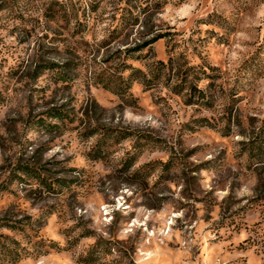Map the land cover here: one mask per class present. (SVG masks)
Instances as JSON below:
<instances>
[{"label": "rangeland", "instance_id": "374dc122", "mask_svg": "<svg viewBox=\"0 0 264 264\" xmlns=\"http://www.w3.org/2000/svg\"><path fill=\"white\" fill-rule=\"evenodd\" d=\"M0 264H264V0H0Z\"/></svg>", "mask_w": 264, "mask_h": 264}]
</instances>
